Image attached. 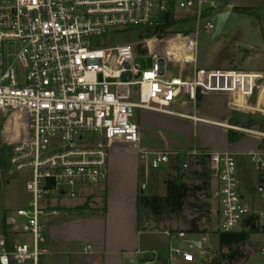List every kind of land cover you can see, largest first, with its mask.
<instances>
[{
    "label": "built area",
    "instance_id": "built-area-1",
    "mask_svg": "<svg viewBox=\"0 0 264 264\" xmlns=\"http://www.w3.org/2000/svg\"><path fill=\"white\" fill-rule=\"evenodd\" d=\"M231 10L226 0H0V112L18 114L22 123L5 144L11 148L12 171L30 174L26 189L31 199L17 214L26 219L23 227L33 237L32 243L9 248L0 231L1 264H40L48 253L41 245L44 218L59 212L62 199L80 193L88 198L101 187L109 177L111 149L118 144L137 146L141 162L153 169L179 155L208 156L218 182L219 229L249 230L250 218L264 228V211L254 210L240 192L238 153L140 148L142 116L148 113L178 115L264 138V132L249 127L250 119L237 126L197 112L199 94L220 93L228 96L232 114L264 116L253 106L263 91L264 71L198 64L200 36H211L217 14ZM171 17L174 24L161 32ZM180 24L189 26L188 32L172 30ZM148 29L157 30L149 36ZM125 32H138V40L105 45V39ZM148 57L150 68L135 64L136 58ZM185 96L194 113L174 109L186 103ZM248 154L262 175L258 191L264 196V149ZM141 188H147L146 179ZM177 236L186 238V233ZM91 248L85 245L83 250ZM170 251L184 263L196 260L183 247Z\"/></svg>",
    "mask_w": 264,
    "mask_h": 264
},
{
    "label": "rangeland",
    "instance_id": "rangeland-1",
    "mask_svg": "<svg viewBox=\"0 0 264 264\" xmlns=\"http://www.w3.org/2000/svg\"><path fill=\"white\" fill-rule=\"evenodd\" d=\"M228 4L232 5V10L230 14L229 21L221 37L211 42V36L207 34H202L199 39V53H198V64L201 67L212 68V69H237L245 71H259L264 70V24L258 21L256 18L239 13L234 10V7H250V6H264V0H229ZM189 26L186 25H176L172 30L174 31H188ZM190 29V28H189ZM138 32H125L115 34L104 40L106 46H114L121 43L135 42L138 40ZM155 46H152L153 52L155 51ZM152 58L147 59L136 58L135 64L141 69L150 68L152 66ZM173 76V74H169ZM227 97L223 94H207L202 98H199L197 106L198 109L203 112L205 109L211 110V116L214 119L220 121H229L233 125L240 126L242 121L245 119H250L249 127L264 132V116L258 114H234L227 115L225 109ZM184 101L186 104L182 107H174L176 111H187L194 113V104L190 102L188 96H185ZM261 111L264 113V107H260ZM0 112V126L1 140L5 143L8 136L12 135V130L16 129L18 132L22 127L20 117L18 115L4 116ZM161 116V115H160ZM140 119V116H139ZM232 119L233 121H230ZM147 125V120L145 121ZM153 124V123H152ZM222 128L212 124H196L192 127L191 132L186 131H171L168 132V136L175 140L177 144L181 142L191 143L203 142L215 146L223 145L226 141L224 135H222ZM229 133L230 130L226 129ZM238 132V131H236ZM243 133V132H238ZM150 132H144L145 138L150 136ZM143 135V134H142ZM149 138V137H148ZM249 141H252L249 142ZM230 142V141H229ZM264 142V138L257 135H250L243 133L242 137L235 142H230L231 144H238L232 147H239V145L251 146L254 148L260 146ZM143 144V141L141 142ZM251 143V144H250ZM141 144V145H142ZM254 144V145H253ZM173 147V144L170 145ZM261 149V147H259ZM248 149V150H249ZM249 151L245 153H240L237 161V177L239 181V186L245 196L247 201L254 200V203L264 211V197L259 193L258 184V170L255 164H252ZM197 168L194 159H190L188 167ZM177 171L171 168V165H163L160 169H153L149 167V175L144 178L145 174L142 173L139 178V185L146 179L147 188L145 189L146 194H166V184L165 180L171 175L175 176ZM11 180L9 183L5 184L0 191V209H1V226L6 222L7 217H13L17 220V226L22 227V224L26 222V219L20 217L17 214L19 208L28 205L31 194L26 189V181L30 178L28 173H15L10 169ZM214 179V178H213ZM186 182L189 185H197L200 183L198 180L188 179ZM90 187H87L89 189ZM85 189V191L87 190ZM90 190V189H89ZM93 190V189H91ZM85 203L91 206H101L104 210L105 204V190L95 189ZM213 180H212V198L210 200L213 206ZM94 196H96V201L94 203ZM207 194L203 191H198L194 193V196L190 198V205L184 210L181 216L172 215L167 220L161 223L159 226L160 231H170V233L178 235L181 232H186L190 227V222L192 219L201 217L204 215V203L206 202ZM86 199L85 193H80L73 201L82 202ZM84 203V204H85ZM3 220V221H2ZM201 229H205L204 223L205 219L200 222ZM143 226H148L147 222H143ZM3 227V226H2ZM217 222L213 220V224L208 226L207 232L203 234H190L188 239L203 238L204 248L200 254L197 249H192L188 244L184 245V249L192 251L194 254H199L196 256V260L192 264H209L211 262L217 264H264V253L262 248L264 246V228L260 227L256 232L251 234V238L248 244L241 247L243 251V257L237 261H229L226 258H222L221 255L228 251L227 248L221 247L217 236ZM19 233V241H25L27 243H32V234L24 232V228ZM249 231V230H248ZM153 232V230H152ZM186 234H188L186 232ZM146 242L156 246L158 249L156 251L157 257L169 256L172 254L173 262H178L175 253L170 251L171 246L174 248H180L177 246L178 239H173L172 244L169 242L168 236L161 232H153L144 236ZM154 253L145 252L140 259L139 264H146L147 258ZM158 260L151 262L150 264H158ZM172 263V264H174Z\"/></svg>",
    "mask_w": 264,
    "mask_h": 264
},
{
    "label": "crops",
    "instance_id": "crops-1",
    "mask_svg": "<svg viewBox=\"0 0 264 264\" xmlns=\"http://www.w3.org/2000/svg\"><path fill=\"white\" fill-rule=\"evenodd\" d=\"M253 75H255V73ZM234 83L236 85V80H234ZM223 95L227 97L225 103L227 115H234L227 108L228 96L226 94ZM203 96L204 94H199V98H202ZM240 98V102L245 105V96L242 95ZM185 104L186 103H177L175 107H182ZM253 106L259 111H261L260 107H264V87L258 103H254ZM197 110L198 114L206 119L223 122L212 118L211 110L209 109H205L203 112H201L197 106ZM142 117L143 135L141 142L143 141V144L140 143V148L146 149L148 151L160 152L199 147L214 152L233 151L238 153L239 158L240 153H245L247 151L251 152L260 149V146L255 147L254 144V148L250 149L249 147L251 146L249 145H239L238 148L232 147L235 145L238 146V144H231L229 142L228 132L226 130L228 128L219 125L216 126L222 128L221 134L226 138V141L223 145L214 147L211 144L203 142H194V144L189 142H181L180 144H177L175 140L168 136V132L176 130L183 131V129L191 132L192 127L196 126V124L211 123L197 122L178 115L167 114L148 113L144 114ZM144 120H147V125L145 124ZM144 132L151 133L150 136H148L149 138H145L146 135H144ZM249 142L252 143V141ZM171 144H173V147L170 146ZM142 173H144V176L147 178L149 175V168H146V164L141 162L139 148L137 146L126 144H118L113 146L110 153L108 180L101 187L96 188L102 189L103 191L105 190L106 192L104 204L105 210H102L101 206L95 205L92 207L90 206V208L87 210H75V208L83 205L89 197H86V199H84L82 202L73 201L72 199L68 198L62 199L59 212L44 218L45 228L43 231V241L41 242V245L42 247L48 249V253L42 255L40 264H134L133 262L135 260H137L139 264L140 259L142 258L141 256L145 252L154 254L156 253L158 248L146 242L144 239V236L152 234L156 231L168 236L170 244H172L173 239H178L179 244L177 246L184 247V245L187 244L186 240L190 234H186V238H178V236L175 234L170 236L159 229H155L152 232V230L148 229L147 226L139 225L137 198L139 194V188L141 187V185H139V178L141 177ZM147 183L149 182L147 181ZM217 185L218 182L216 178H214L212 216L213 220H217V222H219L220 206L218 204L217 198L215 197ZM240 192L244 200L248 202L245 193H243L241 188ZM93 193L94 192H92V194ZM93 199V204H95V201L97 200L96 196H94ZM248 203L254 210L261 211V208H259V206L254 203V200H250ZM16 223V219L12 220L10 227L6 229L8 231L7 240L10 247H14L20 243H27L25 241L18 240L19 238L17 237L22 230L21 228L23 227V224L20 228ZM2 226L1 227L4 228V223ZM23 231L27 232L25 229ZM198 239L203 240V238L200 237ZM85 245H90L92 247L89 252H85L83 250ZM201 252L202 251H200V254ZM198 255L199 254H195V256ZM156 260L151 261L148 257L146 264H150ZM158 262V264H162L160 261ZM172 263L174 262H170V264ZM174 264L192 263H184L178 260V262H175Z\"/></svg>",
    "mask_w": 264,
    "mask_h": 264
},
{
    "label": "trees",
    "instance_id": "trees-1",
    "mask_svg": "<svg viewBox=\"0 0 264 264\" xmlns=\"http://www.w3.org/2000/svg\"><path fill=\"white\" fill-rule=\"evenodd\" d=\"M229 0H226L228 4ZM234 10L252 16L258 21L264 24V6H250V7H234ZM183 22V21H179ZM172 24V17L169 18L168 22L161 28V32H165ZM192 25V24H191ZM157 29H148V35L152 36L155 34ZM188 32V31H185ZM231 121H233L231 119ZM251 125V124H249ZM0 126V132H1ZM243 133H238L234 130H230L228 133V138L230 142L238 141L242 137ZM264 149V142L260 145ZM203 150L210 151L208 149L201 148ZM11 148L7 146L0 137V191L5 184L9 183L11 180L10 169H11ZM190 159H194L197 168L192 166L188 167ZM187 164V167H184ZM169 165L171 168L177 171L175 176L171 175L165 180L166 184V194H146L145 190L141 187L139 188V194L137 198V206L139 212V225L142 226L143 222H147L148 226L150 222L153 221L158 229L162 222L167 220L172 215L181 216L182 213L190 205V198L194 196L195 192L203 191L207 194L206 202L204 203V215L190 222V227L186 231L188 234H203L207 232L208 226L213 224L212 216V205L210 200L212 198V180L214 178L213 170L210 167L208 156H200L195 158H188L186 156L179 155L177 157H172ZM259 185L263 182L261 173H258ZM194 179L200 181L197 185H189L186 180ZM87 203L75 208V210L82 211L89 209ZM105 210V209H104ZM205 219V229H201V221ZM0 220H1V209H0ZM217 222V220H216ZM219 222H217L218 225ZM248 230L235 231V232H223L217 227V236L220 246L227 248L228 251L221 255L222 258H226L229 261H237L243 257V251L241 247L248 244L251 238V234L256 232L259 228L256 225V218H250L247 221ZM10 224L4 223V228L1 227L0 231L7 237V230ZM4 229V230H3ZM184 232V231H183ZM184 232V233H186ZM10 248V246L8 245ZM42 256L40 257V262ZM1 264V263H0ZM14 264V263H11ZM217 264V263H209Z\"/></svg>",
    "mask_w": 264,
    "mask_h": 264
},
{
    "label": "water",
    "instance_id": "water-1",
    "mask_svg": "<svg viewBox=\"0 0 264 264\" xmlns=\"http://www.w3.org/2000/svg\"><path fill=\"white\" fill-rule=\"evenodd\" d=\"M230 14H231V11H223L217 14L216 28H215V31L211 35V39H210L211 42H214L216 39H218L219 37L223 35L224 30L230 18ZM247 123H248V119H245L244 121H242V124H247ZM12 220H14L13 217H9L8 223L10 224ZM156 226L157 225L154 224L153 221H151L148 229L155 230ZM186 242L187 244L190 245L191 248H195L199 251H203V240L188 239L186 240ZM156 259L160 261L162 264H170V260L167 257H157L155 254H152L149 257V260L151 261L156 260ZM133 263L138 264V261L135 260Z\"/></svg>",
    "mask_w": 264,
    "mask_h": 264
},
{
    "label": "bare ground",
    "instance_id": "bare-ground-1",
    "mask_svg": "<svg viewBox=\"0 0 264 264\" xmlns=\"http://www.w3.org/2000/svg\"><path fill=\"white\" fill-rule=\"evenodd\" d=\"M14 115H18V114H14Z\"/></svg>",
    "mask_w": 264,
    "mask_h": 264
}]
</instances>
